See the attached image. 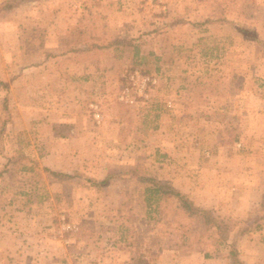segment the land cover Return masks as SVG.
Listing matches in <instances>:
<instances>
[{"label":"rangeland","instance_id":"374dc122","mask_svg":"<svg viewBox=\"0 0 264 264\" xmlns=\"http://www.w3.org/2000/svg\"><path fill=\"white\" fill-rule=\"evenodd\" d=\"M242 26L264 40V0H0L8 260L230 264L225 232L264 255V45ZM148 178L218 228L147 205Z\"/></svg>","mask_w":264,"mask_h":264},{"label":"trees","instance_id":"16d2710c","mask_svg":"<svg viewBox=\"0 0 264 264\" xmlns=\"http://www.w3.org/2000/svg\"><path fill=\"white\" fill-rule=\"evenodd\" d=\"M240 31L242 32V34L247 37H250L255 42L264 45V40L259 38L255 29L251 30V28L249 27L242 26L240 28ZM52 173L55 175L58 174V172ZM111 177L112 174H108L101 180H94V182L104 184L107 183ZM147 180H149V185H147L144 189L146 193L144 200L147 205H151V202H157L162 197L173 196L176 198L178 206L185 210L188 214L202 215L207 225H214L218 228V224L221 220L217 219V216H214L211 210L204 209L196 205L169 182L159 181L155 178H148ZM222 241H229L230 250L228 255L230 257L231 264H244L238 257V250L235 247V241L229 240L228 234L226 232L225 235L222 237Z\"/></svg>","mask_w":264,"mask_h":264},{"label":"crops","instance_id":"0c3cea01","mask_svg":"<svg viewBox=\"0 0 264 264\" xmlns=\"http://www.w3.org/2000/svg\"><path fill=\"white\" fill-rule=\"evenodd\" d=\"M5 231L6 230L0 226V264H16V259H10L11 261L8 260V257H15L16 253L11 246L7 245V239L11 238V234ZM244 234L245 233L237 236L235 241L239 259H241L244 264H264V255L260 249L259 251L257 250V242L253 238H250V236H244ZM227 258L230 261L229 255H227Z\"/></svg>","mask_w":264,"mask_h":264}]
</instances>
